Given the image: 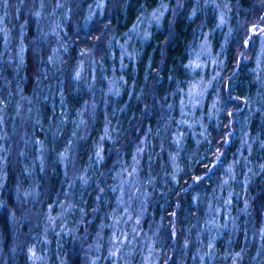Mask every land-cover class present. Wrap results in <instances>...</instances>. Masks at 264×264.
<instances>
[{
    "label": "rangeland",
    "instance_id": "obj_1",
    "mask_svg": "<svg viewBox=\"0 0 264 264\" xmlns=\"http://www.w3.org/2000/svg\"><path fill=\"white\" fill-rule=\"evenodd\" d=\"M39 1H42L41 5L35 6V2H32L35 6L33 7L24 0H0V214L7 207L1 193L6 187L9 166L20 158L24 161L23 168L28 173L25 180L15 177L20 180L14 188L15 191L13 190L14 198L18 201H14L17 204L15 206L19 212L18 214L10 212L11 230L7 235L9 242L6 244L4 243L5 233L0 225V264H15L7 261L6 252L10 251V254L15 256L18 251L19 256L22 250H25L26 254L23 264H73V256H77V264H160L163 259V248L159 237L162 218L154 217L151 201L165 197L169 183L176 181L174 179L183 170L181 155L173 149L168 150L166 158L163 156L158 158L150 154L144 158L145 146H147L144 138L129 160L121 161V165L113 169L112 173L111 171L109 174L102 172L99 178L113 180L110 187L109 212L99 221L95 230L91 228L92 225L87 220L84 207L81 205L86 201V198L82 197V190L89 186L91 168L99 166L104 160L105 134L97 140L93 163L87 169L80 165L78 147L81 140L88 134L87 130L91 126L90 117L96 103L93 97H89L80 114L78 113L81 120L77 123L75 113L73 117L68 116L69 111L62 97L58 104L59 113L52 119L51 125H43L37 130L41 106L38 103V97L35 101L33 95H40L41 100H44L42 98L46 97V94L42 95L43 86L38 84V88L34 81L30 92L33 95H27L19 82L18 73L25 64L28 49L26 29L21 19L25 15H30L34 8L35 18L41 20L44 15L40 7L45 0ZM67 1L72 4L73 1L78 0H53L56 14L51 20L41 23L42 30L50 29L51 34L54 35L53 46L48 44V58L51 64L54 59H60V67L57 66L59 69L65 66L67 58L71 59L68 57L66 40L62 37L64 23L69 21L72 15L70 8L65 7ZM190 1L194 0H176L175 12L189 8ZM259 1L261 2L259 6L263 7L264 0ZM200 3L202 7L213 6L216 13L215 25L211 31L203 29L199 32L189 66L200 75L192 80L182 99L184 110L189 111L185 112L189 114V117L182 122L189 123L190 132L202 133V136H206L208 131L206 120L217 119L221 112L218 84L224 74L227 75L230 72L229 69L225 72V50L230 36H238L240 42L238 48L242 47L239 61L244 58L250 60L251 50L255 45L256 52L251 70L256 79L255 86H259L258 95L262 93L264 88V7L259 17L246 25L247 7L242 6L240 0L234 3L229 0H196L194 6ZM102 7L103 0H97L91 12ZM167 9V3H162L156 9L145 13L125 33L124 40L116 41V48L111 46L113 50L110 51L118 55L121 68L124 66L122 63L124 58L127 61L135 57L136 43L150 35L151 28L155 24L162 23ZM62 14L64 21H62ZM92 16L91 14L90 17ZM218 30V34L222 33L223 38L219 50L214 46L215 41L212 38ZM82 49L86 56L85 59L81 57L77 65L73 67V80L85 83L87 81V87L91 91L89 96L92 93L94 96L95 91L100 90L99 88L104 89L105 95L119 94L121 81L118 73L107 75L98 72L99 64L97 63L100 58L92 59V56L87 55L86 48ZM87 58L90 59V66L87 64ZM49 72L48 82L54 74L51 70ZM8 75L11 76L8 77ZM73 80L71 79V82L75 90L77 84ZM213 84L216 85V93L209 102L208 111H204L205 100ZM45 86L48 92H53L51 85ZM247 103L245 110L251 104L249 115L244 116L241 113L236 119L232 118L231 129L226 135L227 144H233L236 139L238 140L235 158L225 162L223 160L225 152L222 148H216V152L212 153L214 157L207 171L212 191L204 200L205 212L201 216L202 220L197 216L192 218L190 233L196 235L198 244L203 242L202 244L206 246L205 255L200 253L203 245H199L200 251L194 253V259L198 264H207L209 253L211 251H214L213 254L218 253L221 246H226L225 250L228 251V264H264V223L259 229H250L253 219L249 211L250 203L247 197H244L248 185L250 186L253 177L256 176L253 174L255 165L252 163L251 155L256 146L264 147V137L258 139L257 135L252 133L251 116L257 104L254 100H248ZM197 110L200 112L198 116L195 114ZM68 118H71V122L68 128H64ZM184 137V131L175 134L173 139L175 148ZM202 138L197 137L196 140L200 141ZM58 141L61 142L60 145ZM218 170H220L218 174H214ZM55 171L61 172L64 189L58 192L52 202H47L50 180L39 181L43 184V188H40L36 179L38 175L49 178ZM199 179L201 177L195 180ZM235 183L241 185V190L235 187ZM240 192L242 193L241 203L236 199ZM75 193L79 196L78 198L82 197L80 203L76 201ZM200 195H202L200 192L195 195L196 204L200 201ZM2 214L5 217L6 213ZM22 225L26 227L24 233ZM243 225L247 228L243 236V249L236 251L234 248L231 249V244L239 240L238 230ZM208 229L211 234L206 244L202 234ZM28 232L30 236L25 235ZM173 232L175 233V228ZM253 241L257 242V249L255 254L249 256L247 248L253 244Z\"/></svg>",
    "mask_w": 264,
    "mask_h": 264
},
{
    "label": "trees",
    "instance_id": "obj_2",
    "mask_svg": "<svg viewBox=\"0 0 264 264\" xmlns=\"http://www.w3.org/2000/svg\"><path fill=\"white\" fill-rule=\"evenodd\" d=\"M229 1L234 3L236 0ZM24 2L30 3L33 7L42 3L39 0H24ZM32 2H35V6ZM192 2H189V8L175 12L176 0H103V7L92 11V13L91 8L97 3V0H78L77 2L73 1L72 4L67 1L64 6L70 8L69 11L72 12V15H69V21L64 23L62 37L66 40L68 57L71 59L67 58V63L65 62L62 69L57 68L60 65V59H54L51 64L48 58V44L52 45L55 40L54 35L51 34L50 29L48 31L43 29V31L41 28L43 21L51 20L56 14L53 0H45V3L40 7L44 15L41 20L35 18L34 8L30 15H25L21 19L23 27L26 29L28 49L25 64L18 73L19 82L27 95H33L30 92L34 81L37 87L38 84L43 86L42 95L46 94V97L42 98L44 100H41L40 95H33L35 101L38 97V103L41 106L38 113L40 120L37 130L43 125H51L50 122L59 113L58 104L62 97L69 111L68 116L73 117L75 113L77 123L81 120L78 113L80 114L82 111L84 103L91 97L96 103L90 117L91 126L87 130L88 134L81 140L78 147L80 165L87 169L93 163L97 140L105 134L104 160L99 166L91 168L89 186L82 190V197L84 196L86 201L81 205L84 207L87 220L92 225L91 228L95 230L99 221L109 212L110 187H112L113 180L99 178L102 172L105 171L109 174L111 171L112 173L113 169L121 165V161L129 160L144 138L147 143L144 158H147L149 154L158 158L162 156L166 158L168 152L173 149L180 153L183 170L174 179L176 181L169 183L167 190L165 189L167 191L165 197L151 201L154 217L162 218L159 237L163 248V259L160 264H198L194 259V253L200 251L199 245L202 246L203 242L198 244L195 239L196 235L190 233L192 218L197 216L201 219L205 212L204 200L212 191V184L208 181L207 176L211 159L214 157L212 153L216 152V148H222L225 152L223 157L225 162H230L235 158L238 140L236 139L233 144H227L226 135L231 129L232 118L236 119L241 113L244 116L249 115L251 104L245 110L248 100H254L257 104L251 116L252 133L256 134L258 139L264 137V88L258 95L259 86H255L256 79L251 70L256 52L255 45L251 50V59L245 60L244 58L239 61L242 47L238 48L240 44L238 36L229 37V44L225 50V72L226 69H229L230 72L227 75L225 73L218 84L220 86L218 95L221 98V112L217 119L206 120L207 135L202 136V133L190 132L189 123L182 122L186 117H189V114H186L189 112L188 109L185 111L183 108L182 99L192 80L200 75L198 71H193L190 68L189 62L198 42L199 32L203 29L210 31L214 29L216 18L212 5L202 7L200 3V5L194 6L196 0ZM162 3L168 5L162 23L155 24L151 28V34L136 43L135 57L127 59V61L124 58L122 60L124 66L121 68L118 55L110 51L113 50L111 46L116 48V41L124 40L125 33L145 13L156 9ZM240 3L247 7L246 25L257 19L264 7L259 6L261 2L258 0H240ZM91 14L92 17H90ZM62 18L64 21L63 14ZM215 33L212 38L215 41L214 46L219 50L223 40L222 33L219 35V30ZM237 34L241 35V33ZM82 48H86L87 55L92 56V59L100 58L97 63L99 64L98 72L107 75L118 73L121 81L119 94L105 95L104 89L99 88L100 90L97 89L94 96L93 93L89 96L91 91L87 87V81L85 83L73 80V67L77 65V61L81 57L85 59L86 56ZM86 61L90 66V59L87 58ZM50 70L54 74L51 75V81L48 82L47 74L50 73ZM71 79L77 84L75 90ZM45 85H51L53 92H48ZM47 89L50 88L47 87ZM215 93L216 85L213 84L208 91L204 111H208L209 102ZM34 104L36 103L34 102ZM195 114L198 116L200 112L197 110ZM70 122L71 118H68L64 128H68ZM50 127L52 128V126ZM105 129L109 134L105 133ZM180 131H184L185 137L175 148L173 139L175 134ZM197 137L203 138L197 141ZM58 143L61 144L59 141ZM16 154L18 156V153ZM251 157L252 163L255 165L253 174L256 176L253 177L250 186L248 185L244 197H247L250 203L249 211L253 219L250 229H259L264 223V147L256 146ZM23 162L17 158L9 166L6 187L1 193L4 204L7 206L5 210L3 209V212L6 213L5 217L3 212L0 214V225L5 233V244L9 242L7 235L11 230L10 212L16 214L19 212L15 206L17 204L14 202H18L13 195L14 188L19 184L17 182L25 180L28 175L27 170L23 168ZM20 168L22 170H19ZM38 171L40 172V170ZM219 171H215L214 174H218ZM16 176L20 180L15 179ZM198 177L201 179L195 180ZM43 179L44 182L47 179L50 180L49 194L46 196V200L52 202L58 192L64 189L61 172L55 171L49 178L38 175L36 182L40 188H43V184L39 181L43 182ZM235 187L238 189L241 185L235 183ZM198 192L202 195H200L199 203L196 204L195 195ZM75 195L76 201L80 203L82 197L78 198L77 193ZM239 196L236 199L241 203V192ZM25 228L22 225L23 233L26 231ZM173 228H175V233ZM246 232L245 225L239 228L237 234L239 240L237 239L231 244V249L234 248L236 251L243 249V236ZM210 234L209 229L202 234V239H205L206 244ZM25 235L30 236L29 232ZM23 240L27 241L28 239ZM252 243L247 248L249 256L255 254L257 249V242L253 241ZM205 247L203 245L201 254L205 255ZM225 249L226 246H221L216 254L211 251L207 257V264H228V251ZM6 253L9 263L23 264L25 261V250H22L19 256L18 251L15 256L11 255L10 251ZM73 264H77V256H73Z\"/></svg>",
    "mask_w": 264,
    "mask_h": 264
}]
</instances>
